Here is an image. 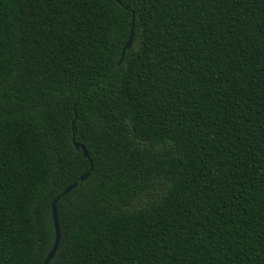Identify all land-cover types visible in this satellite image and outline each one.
Segmentation results:
<instances>
[{
  "label": "trees",
  "instance_id": "16d2710c",
  "mask_svg": "<svg viewBox=\"0 0 264 264\" xmlns=\"http://www.w3.org/2000/svg\"><path fill=\"white\" fill-rule=\"evenodd\" d=\"M120 1L0 0V264H264V0Z\"/></svg>",
  "mask_w": 264,
  "mask_h": 264
},
{
  "label": "water",
  "instance_id": "95a60500",
  "mask_svg": "<svg viewBox=\"0 0 264 264\" xmlns=\"http://www.w3.org/2000/svg\"><path fill=\"white\" fill-rule=\"evenodd\" d=\"M118 2H121L120 0H117ZM133 21H132V24L134 23V15H133ZM132 41H133V28L131 30V35L127 41V43L125 44L123 50H122V54H121V58H120V61H119V64L122 62L123 58H124V55H125V52L127 49H129L132 45ZM75 146L77 149H82V152L84 154L85 157H88L89 154L87 152V149L86 147L81 144V143H78V142H75ZM89 171L86 172L85 174H83L81 177H80V180L81 181H84L87 179L88 175H89ZM78 184V181H75L73 182L72 184H70L69 186H67L65 188V190H63L52 202V215H53V221H54V228H55V241H54V244L51 248V250L49 251L47 257L45 258L44 262L42 264H49L51 262V260L54 258L58 248H59V244H60V240H61V231H60V225H59V221H58V214H57V207H56V204L58 202V200L64 196L65 194L69 193L72 189H74Z\"/></svg>",
  "mask_w": 264,
  "mask_h": 264
}]
</instances>
